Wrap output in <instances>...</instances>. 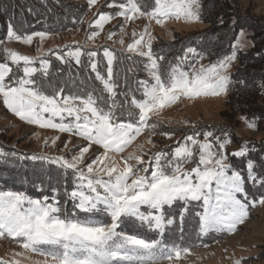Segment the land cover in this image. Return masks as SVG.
<instances>
[{
	"label": "snow or ice",
	"instance_id": "6c2138e0",
	"mask_svg": "<svg viewBox=\"0 0 264 264\" xmlns=\"http://www.w3.org/2000/svg\"><path fill=\"white\" fill-rule=\"evenodd\" d=\"M89 2L94 4L96 0ZM116 7L119 9L116 14L126 21L148 17L163 24L170 17L198 20L200 6L199 0H143V4L141 0H123ZM111 18L107 13H102L95 24L103 28V24ZM7 35L9 39L31 44L33 35L39 36L42 41L47 34L38 32L20 36L9 27ZM96 35L93 32L89 38ZM133 36L136 37L137 33L133 32ZM145 36L149 39L145 40ZM240 36H243V32ZM120 43L123 44L124 41L121 40ZM240 46L241 40L238 38L232 46L231 55L208 65H190L189 70H185L183 63L187 61L189 54L196 52L194 48H188L181 61L169 65L162 72L158 59L152 53L151 34L145 28L138 39L127 45L129 52H136L147 58L145 70L149 76V79L138 82L142 97L137 99L133 96L128 101L138 110L128 112V121L116 116L115 103L105 111L98 106L97 99L91 93L86 97L63 96L62 90H53L52 94H47L44 82L36 78L37 73L41 76L48 75L49 61L44 58L43 53L39 57H33L12 49H3L7 61L17 66L14 72L8 62H0V98L5 106L28 123L55 128L61 132H74L89 143L81 147L80 152L71 159L64 156L32 157L75 172L79 183L69 195L74 201H78L74 207L85 214L84 218L75 213L70 215L62 212L56 200L55 189L52 197L42 198H32L23 191H0V237L7 235L19 239L24 249L39 252L45 257L43 262L38 261L36 264L171 262L173 257L179 259L181 252L187 250L169 248L162 239H152L139 232L117 231V228L126 219L132 218L141 226L157 230L162 236L165 227L163 206L170 205L177 199L186 203L203 200L201 232L209 229L234 230L248 215L245 177L234 169L229 174L232 166L226 163L227 157L222 152L214 150L212 141L208 139L213 135L211 132L205 133L203 141L197 139L199 133L185 137V143L175 147L171 156L164 151L157 152L150 158L147 166L142 155L130 153L121 156V167L110 153H123L145 130L154 131L156 124L150 123L151 117L158 115L182 96L217 95L225 91L229 82L228 68L235 60L236 49ZM81 54V50L77 48L67 55L80 63ZM88 56L95 57L96 52H89ZM104 56L108 61L107 79L96 71L95 62L91 64V68L96 72V79L102 82L104 90L115 97L116 86L112 83L114 54L105 48ZM59 59L63 60L64 57ZM37 61L39 69L33 66ZM66 116L72 118L73 122L64 123ZM56 118H59V123ZM248 126L255 127L254 121H249ZM225 143H228L226 139L218 147L222 149ZM92 144L100 145L104 152L81 167L85 153ZM246 151L245 147H241L234 155L242 156ZM196 153V166L185 168L184 165L192 161ZM5 155L7 154L0 150V156ZM133 160L135 165L130 163ZM247 167L248 179L255 181L253 163L249 161ZM238 194H243L244 199ZM256 203L264 204V197ZM145 205L149 208L146 213L141 211V206ZM99 213H104L110 222L94 219ZM172 222L171 219L167 220L168 224ZM10 264H20V261L14 260ZM236 264L240 262L237 261Z\"/></svg>",
	"mask_w": 264,
	"mask_h": 264
},
{
	"label": "trees",
	"instance_id": "16d2710c",
	"mask_svg": "<svg viewBox=\"0 0 264 264\" xmlns=\"http://www.w3.org/2000/svg\"><path fill=\"white\" fill-rule=\"evenodd\" d=\"M120 2L123 0H96L94 4L89 0H0V62H8L16 72L17 66L7 61L6 54L1 49L6 41H15L8 38L9 27L20 36L38 32H44L47 35L63 34L84 29L102 13L110 15L118 26L121 22L120 16L116 14L119 11L116 5ZM141 3L143 4V0ZM95 4L96 9L88 18ZM199 6V20L207 25L204 29L185 34L176 33L171 41L158 39L152 43L153 56L158 59L162 72L168 69L169 65H175L181 61L188 48H194L196 52L189 54L187 61L183 63L185 70H189V66L196 65L198 61H205L208 65L230 55L240 29L249 31L252 46L246 51L236 50L238 63L230 75L228 107L224 114L227 123L200 124L193 128L165 127V133L174 136L175 139L157 148L156 151L160 149L171 156L173 147L176 143L184 141L185 137L199 133L197 139L204 140L205 133L211 132L213 135L208 139L212 141L214 150L224 152L228 157L227 163L232 166L230 170L240 171L245 177L246 199L260 198L264 196V183H262L264 181V139L239 141V145L247 149L242 156L234 155L239 149L227 154V143L222 149L218 147V144L223 143L225 139L228 142L234 141L237 122L240 120L246 123L254 121L255 125L264 123V16L251 14L248 10L242 11L239 0H199ZM142 10L145 9L142 8ZM77 48H79L78 45H73V49ZM79 49L82 53L80 63L68 55H62L63 60L58 56L44 57L49 61L48 75L41 76L37 73L36 78L44 82L46 93L52 94L53 90H62L63 96L85 97L91 93L97 99L98 106L105 111L115 103L116 116L128 121L130 119L128 112L138 111L128 101L133 96L137 99L142 97L138 82L149 79L148 72L145 70L147 58L119 49L112 50L114 54L112 83L116 86L114 90L117 93L115 97H112L104 90L102 82L96 79V72L91 68L92 62L95 61L96 71L107 79V61L101 53L96 60H93L85 53L83 47ZM160 57L163 59H159ZM19 74L22 75V72ZM245 117L247 119H243ZM71 121L72 118L67 117V123ZM217 137L220 139L216 140ZM0 150L7 154L0 156V191H23L30 197L42 198L43 196L52 197L55 189L56 200L61 210L84 218L85 214L78 209L75 210L76 212L69 209H76L74 207L76 202L69 194L79 183L73 170L64 169L49 161L32 159L34 155L54 156L43 151L27 149L16 141L5 138L1 130ZM152 156L150 154V158ZM249 161L253 163L255 181L248 179ZM187 164V168H190L193 162ZM72 201L74 204H69ZM62 203H64L63 206ZM165 209L168 219L169 216L179 218L181 224L176 229L174 225L178 222L174 224L172 219L171 224H166L169 229L165 228L163 235L160 234L158 239L165 238L163 242L168 247L187 244L188 238L185 235L193 225L191 213L199 211V207L195 202L178 201ZM96 217L99 215L94 216ZM101 217L103 215L99 218ZM203 239L206 240L205 242L209 241V238Z\"/></svg>",
	"mask_w": 264,
	"mask_h": 264
},
{
	"label": "rangeland",
	"instance_id": "374dc122",
	"mask_svg": "<svg viewBox=\"0 0 264 264\" xmlns=\"http://www.w3.org/2000/svg\"><path fill=\"white\" fill-rule=\"evenodd\" d=\"M239 1L242 11L248 10L251 14L264 16V0ZM96 6V4L93 6L92 12H90L88 18L94 13ZM98 18L99 16L82 30L76 29L69 33L46 35L42 41L39 36H33L31 44H26L17 40L6 41L1 49L8 48L33 57H39L41 53H43L44 57L58 56L59 58L62 55H67L70 51H75L76 49H73V45H78L79 48H84L86 54L89 52H96V56L91 57L93 60H96L98 54L101 53L107 61V57L104 56L105 48L111 52H113L112 50L119 49L127 53L137 54L136 52H129L127 50V45L132 43L134 39H138L139 34L143 33L145 28H147L148 33L151 34L153 43L158 39L171 41L176 33L185 34L202 30L207 26L199 19L185 20L183 18L176 19L170 17L165 20L163 24H158L155 19H150L148 17H138L134 20L126 21L124 17L120 16V25L116 26L114 20L110 19L103 24V28H100L95 24ZM93 32H96L97 35L90 39L89 37H92ZM133 32L137 33L136 37L133 36ZM241 32H243L242 37L240 36ZM249 34V31L246 29H240L237 32L234 44L239 38L242 46L238 47L236 50L246 51L252 46ZM147 39H149V37L145 36V40ZM121 40L124 41L123 44L120 43ZM3 53L5 52L3 51ZM237 63L238 60L236 56L235 60L231 62L228 68L229 80L231 73L237 67ZM22 64L23 62H21V65ZM200 64L207 65L205 61L201 60L198 61L195 66L198 67ZM33 66L38 68L40 64L37 61ZM228 84L226 90L217 95L182 96L175 103L165 107L158 115H153L151 117L150 121L156 124L154 131L145 130L125 148L123 153L113 152L110 153V155L115 157L117 163L120 164L121 167L123 166L121 156H127L130 153L142 155L145 166H147L150 162V154L154 155L160 152V149L157 151L156 149L166 145L170 140L175 139L172 135H165V127L193 128L200 124H226L227 122L225 121L224 114L227 112L228 107ZM56 122H60L59 118H56ZM63 122L67 123V116ZM0 130L5 135V138L16 141L27 149L43 151L54 157L64 156L66 159H71L72 156L77 155L81 147L87 146L89 143L74 132H61L55 128H43L20 119L5 106L2 98H0ZM235 133L236 137L233 139L234 141L227 143V154L241 148L239 141L264 139V123L256 124L255 127H249L248 123L240 120L237 122ZM53 139H55V143H53ZM182 143H185V140L176 143L173 147V151L175 147ZM103 152V147L92 144L88 152L85 153L81 167H85L88 163H91L97 156L102 155ZM223 154L225 155L224 152ZM197 160L198 153H196L193 160L190 161L193 162L192 167L196 166ZM227 162L228 157L226 163ZM130 163L136 164L134 160L130 161ZM187 165L186 163L184 167L187 168ZM140 167L142 168L143 166ZM150 172L151 169H149L148 175H150ZM229 174H231V170H229ZM214 187L215 185H213V188ZM238 196L244 199L242 194H238ZM36 198L41 197L37 196ZM261 198L262 197L245 200L249 205L248 215L244 218L242 223H238L235 229L231 231L227 229H209L206 232H201L200 214L203 212V200L189 201L195 202L197 207H199V211L194 214L191 213L193 216V225L185 235V237L188 238V243L176 246V248L181 250L186 249L187 251H182L179 259L173 257L171 262L168 260H161L158 261L157 264H236L237 261H239L240 264H264V204L256 203ZM178 201L185 202L177 199L172 203L174 204ZM75 202L77 203L78 201ZM70 203L72 205L74 204L73 201L69 202V204ZM63 205L64 203H62V206ZM168 206H171V204L164 205L162 209L165 217L164 230L165 228L169 229L166 225L169 219H173L174 224L178 222L174 225L177 229L179 228V224H181L178 220L179 218L176 219L169 216L168 219V215H165V208ZM69 209L72 212H76L75 210H77ZM61 211L63 212V210ZM141 211L145 213L148 212V206H141ZM98 215L99 217L103 215V217H96L94 219L99 218L98 220L102 219L106 223L110 222V219L104 213H99ZM117 231L139 232L152 239H158L160 235L157 230H150L146 225L141 226L138 221L132 218L126 219L125 222L117 228ZM202 238H209V241L205 242L206 240H202ZM164 239L165 238L162 240ZM44 259L45 257L39 252L24 249L21 240L8 237L7 235L0 237V264H10V262L14 260L20 261V264H36L38 261L43 262Z\"/></svg>",
	"mask_w": 264,
	"mask_h": 264
}]
</instances>
